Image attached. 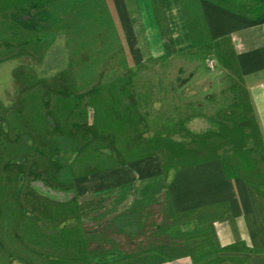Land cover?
<instances>
[{
	"label": "rangeland",
	"instance_id": "obj_1",
	"mask_svg": "<svg viewBox=\"0 0 264 264\" xmlns=\"http://www.w3.org/2000/svg\"><path fill=\"white\" fill-rule=\"evenodd\" d=\"M116 23L107 0H0V264H90L95 225L122 235L111 215L89 219L120 201L119 190L94 195L105 186L97 177L145 159L167 171L232 156L258 138L217 114L223 100L202 106V79L214 78L206 55H194L196 66L188 57L134 65L112 41ZM249 155L264 149L240 154ZM165 209L154 208L145 235L167 223Z\"/></svg>",
	"mask_w": 264,
	"mask_h": 264
},
{
	"label": "crops",
	"instance_id": "obj_2",
	"mask_svg": "<svg viewBox=\"0 0 264 264\" xmlns=\"http://www.w3.org/2000/svg\"><path fill=\"white\" fill-rule=\"evenodd\" d=\"M107 1L117 22L112 41L128 54L127 62L188 57L196 66L194 55L202 52L215 78L202 79V106L223 100L217 114L238 120L236 132L249 133L253 125L258 138L244 139L232 156L212 155L167 171L159 159H145L97 177L105 186L94 195L119 190L120 201L111 199L105 211L94 207L89 219L111 215V229L122 235L109 236L106 224L95 225L89 263L264 264V156H240L264 149V0ZM213 84L229 87L211 93ZM245 164L255 176L241 172ZM146 181L155 184L128 188ZM156 207L167 208L162 218L168 221L153 223L145 235Z\"/></svg>",
	"mask_w": 264,
	"mask_h": 264
}]
</instances>
